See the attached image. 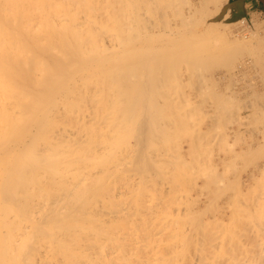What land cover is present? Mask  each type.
<instances>
[{
    "label": "bare ground",
    "instance_id": "6f19581e",
    "mask_svg": "<svg viewBox=\"0 0 264 264\" xmlns=\"http://www.w3.org/2000/svg\"><path fill=\"white\" fill-rule=\"evenodd\" d=\"M74 1L80 4V0H69L72 5L78 3L73 4ZM126 1L127 14L122 13L123 17L121 14L114 15V18L113 15L109 16L112 20L119 16L117 20L122 22L117 24L121 28L117 29L114 22L116 31L104 29L103 32L99 31L104 33L101 36L95 33L98 28L94 29L93 26L94 22L98 24L97 27L104 26L97 22L99 15L96 17L92 12L89 13V10L96 11L97 7L88 6L90 9L86 10V7L81 6L88 17L85 19L86 24L83 16L72 13L79 15L77 19L80 17L83 21L76 23L77 16L74 18L69 12L65 19L70 17V22L74 18L75 22L64 23L62 17L60 23L72 28L58 30L63 26H58L57 20L54 21L57 15L52 13L54 10L50 4L53 0H45V3L44 0H39V3L38 0H0V264H158L161 257L169 256L173 249L172 240L171 245L168 244L170 249L163 247L169 249L170 254L168 250L167 253L166 249L158 247L163 240H159V243L156 241L167 233L170 237V230L165 231L170 227L168 221L163 222L167 224L165 227L160 226L161 230L162 227L164 229L160 237V228H157L161 225V215L157 212L160 210L156 202L153 207H149L152 201H156L155 198L151 195L154 200L146 205L144 199L142 202L136 197L141 195L134 193L142 183L136 173H146L149 161L154 158L151 139L161 133L156 124L158 112L153 108V100L157 94L165 92V81L175 77H172V68L177 59L187 65V75L194 78L198 88H202L196 90V94H199L198 91L203 93V89L208 87L206 83L211 79L213 82V77L217 85L221 79L228 77L233 79L230 80L233 83L234 78L245 74L244 70L250 63L253 66L264 65V35L258 32L261 25L258 18L249 23L244 22V27L248 26L252 30L251 36L247 37L242 27L219 33L218 22L214 20L212 24L213 19L206 15L209 12L206 7L208 3L217 6L219 0H207V4L203 2L206 0ZM40 2L45 5L42 3L41 6ZM31 3L32 6L38 4L31 11L35 14L36 10L43 15V11L52 9V21L49 13L39 16L43 20L47 15L44 19L46 22L39 18L45 29L51 27L52 22L60 28L52 26L54 29L42 30L38 25L35 30L29 24L31 30L27 28L23 22L31 16L28 15ZM202 6L205 11H202ZM78 7V10L77 7L73 9L79 12ZM88 13L97 20L89 19ZM195 13H202L199 17L205 14V21L206 16L210 17L212 20L208 21H211L212 29ZM135 16L141 24L139 28L136 21L138 30L133 23ZM34 17L36 20L37 16L34 15L27 21L32 23V19L34 22ZM47 17H50V26ZM194 18L201 21L198 24H207L208 29L196 32L197 20ZM16 20L20 22L15 24ZM87 20L92 21V25ZM232 21L229 16L226 22L230 24ZM88 27L92 29L87 30ZM130 27L137 31L130 33ZM184 27L187 33L182 36L179 29ZM173 28L181 34L180 37L177 33L180 37L179 40L174 39L177 41L172 40ZM104 31L109 32V35L113 31L111 37L119 36L118 40L110 42L122 40V43H118L120 47L122 44V48L117 49L119 54H114L112 50L116 45L111 44L112 49L108 47L110 42L108 46L106 43L103 46L98 44L103 36L108 35ZM154 39L163 45L158 46L160 44L157 43L158 47H152L155 46ZM111 50L113 53L109 54L107 51ZM262 66H258L259 69L255 66L251 68L261 72ZM217 67H223L224 70L220 69L219 74H216L214 71ZM245 76L244 80L247 78ZM263 77L256 76L262 80ZM210 83L207 84L210 86ZM216 84L213 87H217ZM253 85L255 83L251 84L252 88ZM257 92L253 90V94ZM211 93L209 96L212 97L206 95L213 101L211 98L214 94ZM218 93L215 94V113L224 117L220 121L226 120L227 124V113L234 106L230 96ZM260 94L258 97L254 95L256 104H259L260 97L263 99L264 95ZM204 95L202 99H207ZM258 108L264 111L263 106ZM259 110L255 114L262 119L264 112L258 113ZM128 137L134 141L129 139L128 142ZM255 139L254 147L260 145L264 148L257 136ZM252 146L241 149L249 152L247 155H252L255 154L251 153L254 149ZM132 170L135 173H131ZM129 172L135 174L132 177L138 178L135 181H141L137 182V185L140 183L138 186L132 185L135 183L132 177L129 178L134 182L127 178ZM252 175L255 177V174ZM127 182H132L133 196L125 190L130 185ZM141 190L138 193H142ZM126 193L131 195L130 199ZM123 199L132 200V204ZM122 200L126 205L121 203ZM155 211L159 214L155 215L156 218L160 217L156 219L159 223L153 218Z\"/></svg>",
    "mask_w": 264,
    "mask_h": 264
},
{
    "label": "rangeland",
    "instance_id": "374dc122",
    "mask_svg": "<svg viewBox=\"0 0 264 264\" xmlns=\"http://www.w3.org/2000/svg\"><path fill=\"white\" fill-rule=\"evenodd\" d=\"M16 1L17 0H15V2ZM47 1L48 0H46V2ZM72 1L73 0H71V2ZM125 1L126 0H80V4H79V1H77L78 3L75 1L73 2V4L75 3L78 4V5L75 4L76 5L75 6V5H72V3L69 2V0H56V1L53 0L51 4L49 3L50 2L49 0L48 3L52 6V9L54 10V12L52 11V9L48 8V10H45L46 12L43 11V13L44 14L49 13V16L51 15V17H52V13L53 15H57L58 18L57 16H56L57 19L56 18L54 19L52 17L51 21L54 19L55 22L57 20L56 22L57 24L58 23L62 24V25L58 24V26H63L62 22L64 23L65 21L66 23L69 22L68 20L70 17H68V20L65 19L67 14L69 15V12L71 14L77 13V14H80V16H83L84 24H86L87 22L85 21V19L87 17L86 16V10H88L87 8L97 7L95 8L96 11L91 9L92 11L89 10V13L90 14L93 13V16L99 15L97 18L98 20L95 17L93 18L90 17L91 15H89V13L88 15H89V19L92 18L93 21H95L96 19L97 22H99V25L102 24L105 26V27L104 26L97 27L98 24L96 23L95 25V22H94V25H93L94 29L95 28L99 29V30L97 29L95 33L99 35L100 33L99 31L103 32L104 29L105 31H107L106 29H111V30L116 29L115 28L116 26H114L113 24L115 23L117 24L118 22L117 18L120 19V17L119 16H117V18L115 17L116 20L113 19L114 21L112 20V18H114V15L116 14L122 15V13L124 14L127 12L125 10V8L127 7V4H126L127 1L126 2ZM203 2H206L207 4L208 1L206 0ZM18 3L19 2H17V4ZM37 3H39V0ZM42 3H41V6H43ZM44 3H45V0H44ZM32 4L33 3H31V5L30 4L28 5L32 6ZM49 4H47L46 6L49 7L48 6ZM201 4H205V3H201ZM36 5L38 6V4ZM34 6H32L33 8L31 7L28 9L29 10L28 15L31 14V16L30 17L28 16V18L26 19L27 20L29 19L30 21V18L36 15L37 16L36 20L34 17L33 18L34 22L31 19L32 23H29V21L25 19L26 21H24L23 23L24 25L29 24L30 26H33V27H30L32 29H35L38 27V25H40L43 30L45 28L43 27L42 22L44 21L46 22V20L44 19H46L47 15L44 16L45 18L42 20L41 17H39L41 13L38 14L39 12L37 10H36L37 12L36 14L35 12H31L32 9L34 11V8H35ZM78 6H80L79 12L76 11V8L73 9L74 7H77V10H78L79 9ZM81 6L86 7V10L84 13L81 10L82 8ZM203 6L201 9L202 11H205L203 10ZM66 7H68L69 10ZM71 8H72V11H70ZM207 8L209 9L208 10L209 12L206 11L208 12L206 13V15L208 14L213 20L210 19V17L206 16L207 21H205V14L204 16L201 15L204 19L201 16L199 17V15L203 13L201 10L200 11L202 13H200L199 15L196 14L197 11H199L197 10L195 13L196 14L195 16L196 17L198 16L202 22H205L207 24L209 23V29L210 28L212 29L211 25L213 24L215 20L218 22L217 26H218L219 33H223L224 30L226 29H229V30L239 29L240 27H242L241 29L245 31L246 33L245 35L247 37H250L252 34V30H250L248 26L247 28H245L244 22L249 23L254 18H258L259 21L261 22V25L258 28V32H260L261 34L263 33L262 36L264 35V6L263 4H262V8L257 7V10L253 9L252 12L248 14L236 12L233 6L229 4L228 0H219V3L217 6L213 3H208V7H206V9ZM65 9H67V11ZM133 13L136 15L137 14L136 10H134ZM32 14L34 15L32 16ZM77 14H74V15L72 14V16H74L75 18ZM149 14H150L149 16H151V13ZM43 15L41 16L43 17ZM110 15H113V17L111 16L112 18H110L109 17ZM78 16L75 19H77ZM229 16H231L233 20L230 24L226 22ZM62 17H64L65 19L64 21H62L63 20ZM37 18L38 19L40 18L42 22L40 21V19L38 20ZM74 18L71 20L73 23L75 22ZM148 18L149 20L151 19L153 20V18L151 19L150 17ZM48 19L49 20L47 21V24H49L50 26L51 25L50 17ZM197 19L194 18L195 21ZM209 19L212 20V24H211V21H208ZM79 20L80 22H83L80 17H79ZM79 20L77 19L78 22L76 21V23L79 24ZM133 20H134L133 23L135 22L134 27L136 26L137 28L138 25H136L137 23L136 21H138L139 23V20H137L136 16L135 18L133 17ZM17 21L18 20H16L15 24L20 22V21L18 22ZM37 21H39V23L41 22L42 24L41 23L39 24ZM60 21L62 22L60 23ZM71 21L69 23H71ZM125 21L126 20L124 19V22ZM201 21L197 20L196 21L197 23L195 22V25H196L195 28H197V31L195 30L196 32H198L199 29H203V28H204L203 30L208 29L207 24L205 23L204 25H202L201 23H200L201 25L198 24V22H201ZM25 22H28V23H25ZM88 22L91 23L92 21L89 20ZM119 22H122V20H120ZM52 23H53L52 26H55L54 22ZM175 23L177 24V20ZM29 25H27V28H29ZM140 25L141 24L139 23V28H140ZM175 25L173 27H175ZM58 26L56 25L55 27L60 28ZM66 26L64 25L62 28L58 30H61V29L65 30V29L72 28L69 26H67L68 28H66ZM51 27H47L46 29H49ZM82 27H79V28H82ZM179 27L181 28V26ZM92 28L88 27L87 30H91ZM120 28L118 27V24H117V29H120ZM130 28H132V29H129L131 30L130 33L138 30V28L137 30L136 28H133V27H130ZM175 28H173L175 31L172 30L173 34L170 33V38H171V34L174 36L172 40H174L175 38L178 39L181 37V34L179 33V31L183 34L182 36L185 35L184 33H187L185 31L186 30L185 27L183 29H179V31L177 32L178 34H180V37H179L176 33V30L178 29H175ZM40 29L38 28V30ZM123 30H126V29H123ZM112 32L110 33V35L108 34L109 32H105V34L107 33L109 36L108 35L103 36L102 37L103 39H100L98 44L100 46L101 45L103 46L105 45L103 43L107 44L111 40L113 42L118 40L117 37L119 38V36L116 37L115 35L114 36L115 39L114 37H111ZM199 32H201V30H199ZM102 34L104 35V33ZM175 34H176V37H175ZM123 37H126V36H123ZM121 38H122V35L120 36V40ZM101 40H104L105 42ZM174 41H177V40H174ZM113 42L108 43L109 46L108 44L107 46L111 48V44L116 45L117 46L116 48L114 45H112V47L114 46V49L112 48L111 49L114 50V54L116 52L119 54V51L117 49L122 48V44L120 47V44H118L119 42L118 43L116 42L117 44ZM157 43L154 39L153 45L155 46H152V47H158V46H161V44L163 45V43L161 44L158 43L160 45H158ZM137 44L144 45V43H140V42H138ZM172 45L174 46L173 43ZM107 52L109 54L113 53V51L112 52L107 51ZM173 52H175V50ZM155 53H158V52H155ZM250 60H251L250 62L254 64L253 60L252 59ZM176 62H178L179 64H177ZM250 64L249 66L248 65L246 66L248 70L247 69L244 70L245 74H241V76H238V78L236 77L237 79L234 78V82H233L234 84L231 83L233 81L232 78L230 77L225 78V79L223 78L220 81L217 80L221 83L220 84V86H222L221 88L220 86H218L219 82H217L218 83L217 85L216 80L213 77V82L216 84L217 87H213V85L215 84L212 82V79H211L208 81V82H211L210 83L211 85L209 86V84H207L208 82L206 83L208 87L203 86L205 85L203 84L202 86L206 88L203 89V93L201 92L202 94L200 93V91H198L199 94L201 95H199L198 93L197 95L194 92L196 90H202V88H198L195 85L196 83L194 84V78L187 75L188 72L187 70H185L187 68V67L185 68V66L187 65L181 59H177L176 61H174L175 66H173V68L171 67L173 65L172 62L170 63L171 65L170 67L172 68V70L174 69L172 71V73L174 74L172 75V73L171 72L170 73L172 77L174 75L175 77L171 78L170 76L172 80L169 79V81H165L164 83L166 87V89L164 88L165 92L162 94L160 93L157 94L158 96L153 100V103H154L153 108H155V110H157L158 112L156 115V120H157L156 124L157 126L160 127L161 136L159 135L158 137L151 139V142L152 141L153 142L150 144L152 147L151 149L154 153L153 155L154 158L149 161V170L146 173H142V174L136 173L138 174L136 175V177L138 176L141 179L142 183L145 182L144 183L145 187L144 186H143L144 188L141 187L142 183L141 185H139L140 183H138L140 188H143L142 189L143 191L139 187H137L136 189L139 192L141 190L142 193H138V191L134 192L136 195H141V196H136V197L137 198L139 197L138 198L139 201H142L144 199V204L146 203V205L147 204L150 205L153 202L152 206H149V207H153L154 202H156L155 205L157 204L160 210L157 212H159V214L161 215V218L158 216L160 218L161 225L158 224L159 220L158 221L156 220V219H159V218H156L157 216H155L158 213H156L155 211L154 215L153 213L151 214L155 216L153 218H155V220L158 222L157 223L155 221L154 223V221H152L153 224L159 225V226L157 225L158 226L157 228L158 229L160 228V233H159L160 237L162 236V233L164 234V232H161L162 230H164L163 227H162V230L160 227L164 225L163 222L166 221L167 223L168 221V226H170L169 229H165V231L168 232L170 230L169 234H170L171 239L168 236V233L167 235L164 234L162 236L163 237L162 239L159 238L158 236L159 234L156 236L157 238H159L158 240L156 239L158 243L160 242L159 240H163V243H164V244L159 243L161 244L159 245L156 242L157 245H159L158 247L161 246V248L163 247L169 248L168 246L171 245L170 243L171 240L173 242L172 243L173 249H171L172 251L171 254L169 252L170 248L169 249L163 248V249H166L165 252H167L168 250L169 253L168 252L167 253L170 255L169 256L166 255L163 258L161 257L160 260H158V264H264V257H263L264 250L263 249L261 250V248H264V148L263 146H260V145H258V147L256 148L254 147L256 146V144L254 145V143H256V139H255L256 136L259 138L258 140H260L259 144L264 145V133H263L264 132V120H263L264 115L262 116L259 114V116L263 117L261 119L257 117V115L255 114L256 111L260 109L258 107L263 106L264 108V96H263L264 95V92H263L264 85L262 84V81L264 83V77H263V80L262 78L257 79L264 75L263 70H262L264 69L262 68L264 67V65L263 66L258 65V66H262L260 67L262 68L260 70L261 72H259V70H256L258 66L254 65L256 68L255 70L257 71L256 72L254 71V68H251L254 66L251 64V67H250ZM215 69H217L216 70L217 72L214 71L216 74L217 73L219 74L220 69L224 70L223 67L221 68L217 67ZM227 69L228 67L226 68V70ZM249 69H251V71ZM246 70L247 72L249 71L248 75L246 74L247 73ZM250 72L252 74H250ZM255 73L256 74L258 73V74L256 75ZM253 74L254 76L249 77V75H253ZM259 74H261L262 76ZM243 75L244 76L247 75L245 76L247 77L245 78V80L243 79L244 78ZM253 78H254V81L252 82ZM238 80H240L241 82L239 83ZM242 80L244 81L242 82ZM205 82L206 81H204V83ZM252 83H255V85H253V88L251 87ZM228 85H229V88H228ZM192 86H195V87H192ZM257 87L258 89H256ZM213 88L215 89L213 90ZM253 90L254 92L258 91L257 92L258 94L262 92L260 95L263 96V99L259 95L260 97L258 101L259 104L255 103L254 95L256 94L257 95L256 97H258V94L257 93L253 94ZM211 92H213L214 94L213 98H211L212 100L214 99L213 101L207 98ZM217 92L223 93L224 95H226V97L230 96L229 99L232 102V105L234 106L233 110L231 109L230 113L229 112L227 113V117H226V119H228L227 124H226V120L220 121L221 119H224V117L218 116V113H215V106L217 103V101L215 102V94ZM203 94H205L204 98H207V99H202ZM206 94H208V96ZM251 94H252L253 99L251 98ZM203 100L205 101L208 100V101L204 102ZM257 105L259 106L257 107ZM252 106H253V109H251ZM255 109L257 110L254 111ZM260 111H263V110H259L258 113H260ZM218 117L219 118L221 117V118L217 119ZM260 119L263 122H261ZM129 139L130 138L128 137V142L134 141L132 139H130L129 141ZM131 144H133V142H131ZM248 145L249 146L253 145L252 147L254 149L253 151H251V153H255V154L247 155L249 154V152H246V150L242 151L241 148L242 147L244 148V146L245 148H247ZM234 152H237V153L234 154ZM256 152H259V153H256ZM243 154L245 156H242ZM241 156L243 159L241 158ZM228 157H230V159ZM129 164H131L130 160L128 162V165ZM131 173H135V172H133L132 170ZM131 173L130 172L128 173V176H127L128 179H130L132 175L133 176L135 175V174L131 175ZM252 174H255L254 175L255 177H253ZM132 179L136 180L138 178L132 177ZM132 179L130 180L133 181ZM141 181L137 180L135 181L136 184L133 183L132 185L136 186L137 182H141ZM127 183L130 184L129 187L131 186L130 189H132V185H131L132 182H127ZM125 186H128V185L126 184ZM128 188L125 187V190L130 192V189ZM129 192L127 193L132 194L133 189L131 193ZM128 194H127L128 197L126 196L127 198L131 196V195L129 196ZM144 195L146 197H144ZM151 195H153L152 197H154L156 201H152L154 200V198H152ZM141 197L142 199L140 200ZM149 198L151 200H149ZM129 199H127L128 201H126V199L125 200L123 199V200L129 203L130 201ZM132 199L134 202L135 199L133 197ZM123 200L121 201V203L123 202ZM131 201L129 204H132ZM124 205L126 204L124 203ZM154 208L156 209L157 207H154ZM150 212L151 211H149V213ZM151 214H149L150 215L149 217H151ZM166 225H164V227ZM171 229H172V233H171ZM162 252L165 254L164 251Z\"/></svg>",
    "mask_w": 264,
    "mask_h": 264
},
{
    "label": "crops",
    "instance_id": "0c3cea01",
    "mask_svg": "<svg viewBox=\"0 0 264 264\" xmlns=\"http://www.w3.org/2000/svg\"><path fill=\"white\" fill-rule=\"evenodd\" d=\"M229 4L233 6L236 12L248 14L253 9L257 10V7L262 8L261 0H228Z\"/></svg>",
    "mask_w": 264,
    "mask_h": 264
},
{
    "label": "water",
    "instance_id": "95a60500",
    "mask_svg": "<svg viewBox=\"0 0 264 264\" xmlns=\"http://www.w3.org/2000/svg\"><path fill=\"white\" fill-rule=\"evenodd\" d=\"M264 3V0H261Z\"/></svg>",
    "mask_w": 264,
    "mask_h": 264
},
{
    "label": "trees",
    "instance_id": "16d2710c",
    "mask_svg": "<svg viewBox=\"0 0 264 264\" xmlns=\"http://www.w3.org/2000/svg\"><path fill=\"white\" fill-rule=\"evenodd\" d=\"M263 6H264V3L262 2Z\"/></svg>",
    "mask_w": 264,
    "mask_h": 264
}]
</instances>
